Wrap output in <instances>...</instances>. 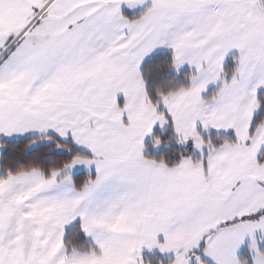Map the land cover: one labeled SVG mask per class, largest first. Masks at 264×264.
Masks as SVG:
<instances>
[{
  "label": "snow or ice",
  "instance_id": "snow-or-ice-1",
  "mask_svg": "<svg viewBox=\"0 0 264 264\" xmlns=\"http://www.w3.org/2000/svg\"><path fill=\"white\" fill-rule=\"evenodd\" d=\"M262 90L264 0H0V264H264Z\"/></svg>",
  "mask_w": 264,
  "mask_h": 264
},
{
  "label": "trees",
  "instance_id": "trees-1",
  "mask_svg": "<svg viewBox=\"0 0 264 264\" xmlns=\"http://www.w3.org/2000/svg\"><path fill=\"white\" fill-rule=\"evenodd\" d=\"M167 55H168V52H161V53H158V54L154 55L149 61H147L145 63L144 68L148 69V68L152 67L153 64L155 62H157V61L166 62V61H164V58ZM189 71L190 70L182 71L180 76H178L176 78L177 81L179 82V81L183 80V76L185 74H187ZM174 75H175L174 73H170L164 79H172V77ZM154 135H159L162 140H167V139H169L170 137H172L174 135V132L172 131L171 128L167 129L166 131H161L160 129H156L155 132H154ZM23 143H24V141H20V147L23 146ZM151 145H152V140L148 141L146 143V154H145V156L147 158H155V159H160L161 157H163L166 162L170 161V160L178 159V157L175 155V153L178 152V151H183L184 150L183 146L176 145L174 143L168 145L167 147H164L160 151L153 150ZM188 151L191 152V149H188ZM85 177H86V173L85 172H81V173H78L75 178L78 181H82ZM156 256L157 255H152V257H151L153 259V264H155V257ZM245 258H249L250 259V257L248 256V252L247 251L243 253V255L241 257V260H243Z\"/></svg>",
  "mask_w": 264,
  "mask_h": 264
},
{
  "label": "crops",
  "instance_id": "crops-1",
  "mask_svg": "<svg viewBox=\"0 0 264 264\" xmlns=\"http://www.w3.org/2000/svg\"><path fill=\"white\" fill-rule=\"evenodd\" d=\"M161 52H168V50H167V49H159V50L156 51V53H154V54L152 55V57H153L154 55L158 54V53H161ZM230 56H231V54H230ZM152 57H151V58H152ZM151 58H148V59L146 60V62L149 61ZM229 59H230V57H229ZM185 70H190V71H191V69H189L187 65L184 67V69H182V71H185ZM182 71H181V72H182ZM262 91H264V90H262ZM156 129H159V127H158V128H155V129H154V132H155ZM151 140H152V137H151V136H150V137H146V139H145V147H146V143H147L148 141H151ZM163 147H165V146H163ZM152 149L155 150L153 147H152ZM155 151H158V150H155ZM145 154H146V151L144 152V155H145ZM83 172H85V171H83ZM80 173H81V172H80ZM85 173H86V172H85ZM260 235H261L260 233H257V234H256L257 238H259ZM261 247H262V249H263V248H264V245H261ZM246 251L248 252V250H247V240H246L245 245H243V246L238 250V252H237V256H238V258L241 259V256H242L243 253L246 252ZM145 254H147V250H145ZM153 255H160V254H159L158 252H154Z\"/></svg>",
  "mask_w": 264,
  "mask_h": 264
},
{
  "label": "rangeland",
  "instance_id": "rangeland-1",
  "mask_svg": "<svg viewBox=\"0 0 264 264\" xmlns=\"http://www.w3.org/2000/svg\"><path fill=\"white\" fill-rule=\"evenodd\" d=\"M157 128H158V126H157ZM167 129H169V128H166L165 130H163V131H166ZM164 147L163 146H161V147H159V148H154L155 150H158V151H160V150H162ZM81 172H83V171H81ZM242 257V256H241Z\"/></svg>",
  "mask_w": 264,
  "mask_h": 264
}]
</instances>
